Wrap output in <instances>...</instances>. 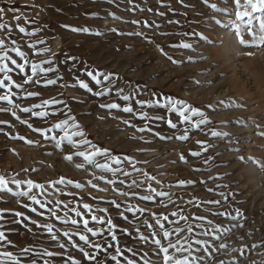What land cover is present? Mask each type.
<instances>
[{"label": "rangeland", "instance_id": "1", "mask_svg": "<svg viewBox=\"0 0 264 264\" xmlns=\"http://www.w3.org/2000/svg\"><path fill=\"white\" fill-rule=\"evenodd\" d=\"M240 5L238 9L235 0H0V7L5 8L0 23L9 24L13 28L12 38L21 45L22 51L25 50V45L43 38L46 44H37V49L50 47L56 53L58 61L75 57L77 67L88 65L114 73L120 78L117 82L119 87L128 84L125 94L132 88L140 90V95L136 96L134 93V99L127 104L133 106L137 113H147L152 118L150 120L141 121L138 116L134 118L131 114L116 110L109 113L100 109V103L117 102L122 107L126 106L125 102L116 97L115 91L111 97L98 98L83 89L61 88L59 83L49 86L48 90H44L42 86L27 89L40 91L44 99L68 98L77 122L84 126L94 143L108 148L114 155L133 154V159L140 161L137 167L156 175L162 185L159 190L170 192L177 206L193 217L205 216V224L207 219H212L213 225L220 229L215 234L219 239L208 252H203L204 264H234L236 261L238 264H264V167H261L264 164V29L261 28L264 6L252 10L250 5H245V0H240ZM148 8L152 11L143 10ZM245 10L250 14L238 20L236 12ZM16 15L25 17L28 21L36 20L37 24H25L24 19L17 22L14 19ZM131 20H146L150 22V26L125 23ZM17 23L28 31L37 26L42 31L35 37H27L19 33L15 27ZM157 24L160 27H156ZM237 24L240 25V35L237 34ZM65 25L68 27H64ZM84 27L89 28L91 33L70 30ZM112 29L116 31L113 32ZM97 32L103 34L95 35ZM121 32H143L145 37L155 39L151 42L143 37L120 35ZM162 32L169 35L162 36ZM241 36L245 41L243 44L240 42ZM0 38H6V43L11 46L6 33L0 31ZM157 44L164 47L167 55L177 62L170 61L156 47ZM171 44H189L190 47L173 49ZM12 55L15 58V54ZM48 58L32 55V60L36 63ZM72 65L73 61H69L67 66L60 65L61 73L69 84L73 80L67 69ZM18 75L14 73V77ZM81 78L86 82L90 80L84 76ZM90 87L94 91L99 90L94 82L90 83ZM15 91L19 93V90ZM61 93L64 95L61 96ZM22 95L24 93H19V96ZM165 97L179 99L198 108L204 113L208 123L199 129L192 128L188 132V140H179L177 137L184 134L190 126L182 123L176 113L160 107L166 102ZM149 99L159 101V104L140 108L135 103L136 100ZM32 102L39 103L40 98L21 102V107H31ZM6 106L4 102H0V107ZM113 116L117 119H113ZM161 116L164 119L156 118ZM64 118L49 117L46 123L41 121V124L50 127ZM21 119H29L31 122L36 118L21 115ZM124 119L132 120L137 128L148 124L153 132H159L161 136L170 139L154 138L148 132L141 134L123 124L121 121ZM168 119L177 124L176 129L168 126ZM198 119L200 117H193V124ZM0 120L6 121L4 125H0V176L9 181L31 179L44 183L47 186L44 194H39V190H36L39 198L70 201L71 207L83 203H90L93 208L110 207L101 200L93 201L94 196L102 197L103 200L124 199L112 190L105 193L87 185L91 178L89 174L94 169L87 165L88 172L77 169L75 164L82 163V158H74L69 162L64 156L70 152L58 149L53 151L51 143L43 146L35 143L29 145L27 139L38 141L41 137L32 133L26 125H21L10 112L0 113ZM213 132L220 135L214 137ZM52 134L61 136L63 132L57 129ZM20 135L25 136L26 140L12 138ZM134 135H144L151 142L145 144L141 140H132ZM196 151L201 153L199 157L191 155ZM182 155L187 163L180 159ZM205 160H208L207 164L204 163ZM97 162L104 163V159L98 157ZM95 171L97 175H111ZM135 175L137 174L134 173ZM61 176L74 182H84L85 187L66 188L64 185L51 183ZM181 179L191 183L181 186ZM93 182L98 183L100 188L109 187L102 181ZM9 187L13 188V193L17 191L14 185L9 184ZM22 190H27L26 186ZM67 192L74 195L68 196ZM190 200L193 201L192 204L188 203ZM213 200H220V204L205 203ZM25 201L26 198L0 192V215L3 216L0 220L3 228L0 230H11L9 239L19 246H30L35 252H43L46 246L49 251L53 250L55 245L47 239V235L41 234L30 222L24 223L32 228V233L26 230L24 223H12L20 219L14 215L17 211L38 219L41 223L52 222L46 219V210L39 209V206H36L38 211H45V216L37 217L35 213L23 208ZM129 202L138 207L151 208L162 215L175 210L171 206L164 209L151 202ZM164 203H168L167 198ZM123 210L122 207L120 211ZM217 212L222 215L214 216ZM59 214L63 215L64 211L60 210ZM69 215L75 218L74 213ZM109 215L117 216L114 208ZM128 215L135 223L131 214ZM232 216H236V220H232ZM55 223L60 226L59 221ZM115 223L128 227V223L122 219H116ZM199 238L209 239L205 236ZM126 241V237H121V244ZM127 242L131 244L130 241ZM219 244L226 247L219 249ZM132 246L137 249V261L143 264L142 257L149 245L141 243ZM193 247L196 248L195 245ZM4 250L0 247V252ZM10 250L18 252L19 249ZM202 251L198 250L193 255H200ZM72 254L79 255L75 252ZM128 255L131 256L130 253ZM34 258L37 264H43L45 259H49ZM144 258L155 259V252H149L148 257Z\"/></svg>", "mask_w": 264, "mask_h": 264}, {"label": "snow or ice", "instance_id": "2", "mask_svg": "<svg viewBox=\"0 0 264 264\" xmlns=\"http://www.w3.org/2000/svg\"><path fill=\"white\" fill-rule=\"evenodd\" d=\"M235 4L238 9L241 7L240 0H235ZM245 5H250L252 10H257L258 7L264 6V0H245ZM33 7L37 6L33 5ZM8 10L14 11L13 9ZM143 10L152 11L151 8ZM4 13L5 8L0 7V20L3 19ZM158 14L161 16L164 15V13ZM249 14L247 10L237 11L236 17L239 20ZM114 18L119 19L118 17ZM14 19L17 22L24 19L25 24H37L36 20L28 21L20 15H16ZM125 23L132 25L142 24L144 27L150 26V22L146 20H131L125 21ZM169 23H179V21H169ZM155 26L160 27L158 24ZM15 27L19 33L27 37H35L37 33L42 31L40 26H37L32 31H28L26 27L21 26L19 23ZM64 27L67 28L68 26L65 25ZM236 28L238 29L237 34L240 35V25L237 24ZM261 28L264 29V20L261 21ZM70 30L72 32L91 33V30L87 27L71 28ZM0 31L7 34V39L11 45L9 46L6 43V38H0V77H2L0 78V93H2L0 94V102H4L7 105L6 107H0V113L8 114L10 112L11 116L15 117L21 125H26L32 133L39 135L41 140L34 141L30 138L26 140L23 135L13 136L12 138L21 141L26 140L29 145L35 143L38 146H43V144L51 143L54 146L53 151L58 149L61 152H70L69 155L64 156V159L69 162H72L74 158H82V163L75 164L77 169L88 172L86 165L94 169L89 174L91 178L87 181V185H90L92 189H97L100 192L106 193L112 190L117 196L124 198L122 201H118L115 198L103 200L102 197L94 196L92 197L93 201L101 200L110 207L93 208L90 203L77 204L75 207H71L70 201L42 200L39 198L36 190H39V194H44L47 187L44 183L34 182L31 179H12L9 181L4 176H0V192L5 194L12 193L14 197L26 198V201L22 204L23 208L28 209L31 213H35L37 217L45 216V211H38L36 206H39V209L46 210V219L52 221L41 223L38 219H32L24 213L17 211L14 215L20 219L14 220L12 223L20 224L25 221L30 222L31 225L41 231V234H46L47 239L55 245V248L51 251L46 246L43 252H35L30 246L22 247L9 239L11 230L8 232L0 230V247L5 249L0 252V264H37V260L34 257H48L49 259H45L43 264H139L136 259L137 249L132 245L141 243L149 245V248L144 251L142 257L143 264H204L203 252H208L219 239V236L215 234L220 229L218 226L213 225L212 219H207V224H205V216L198 215L193 217L183 208L177 206L170 192L159 190L162 188V185L156 175H151L142 168L137 167L140 161L133 159V154L114 155L108 148L94 143L88 137L84 126L77 122L68 98L60 99L53 97L51 99H44L40 91H28L27 89L32 86H42L44 90H48L49 86H56L59 83L61 88L83 89L98 98L111 97L113 91H115L116 97L125 102L126 106L122 107L117 102L100 103V109H105L109 113L116 110L131 114L134 118L138 116L141 121L150 120L152 118L147 113H137L133 106L127 104L128 101L134 99V93L136 96L140 95V90L138 88H132L125 94V88L128 87V84L126 83L124 87H119L117 82L120 78L114 73L91 68L88 65H84L83 68L77 67L75 57H67L64 61H58L56 53L52 52L50 47L37 49V44H46V40L43 38L37 40L35 43L25 45V50L22 51L21 45L17 43L16 39L12 38L13 28L9 24L0 23ZM112 31L115 32L116 29H112ZM102 34L100 32L95 33V35ZM120 35L143 37L151 42H154L155 39L154 37H145L143 32H121ZM160 35L167 36L169 33L162 32ZM240 42L242 44L245 43L242 36ZM156 47L170 61L177 62L173 60V57L167 55L164 47L159 44ZM170 47L173 49L178 47L186 49L190 45L183 44L181 46L171 44ZM12 53L15 54V58ZM32 55H35L37 58L41 56H48L49 58L40 59V62L36 63L32 60ZM69 61H73L72 67L67 69L68 75L73 80L71 84L65 79L64 74L61 73L60 67L61 64L67 66ZM14 73H18L19 75L14 77ZM76 73H80L81 75H76ZM82 76L90 78V80L86 82L85 79L81 78ZM93 82L96 86H99V90L94 91L93 87H90V83ZM15 90H19V93H24V95L19 96V93ZM60 95L63 96L64 94L61 93ZM17 97L19 98L17 99ZM30 98H40V102H32L31 107H21V102L29 101ZM72 99H75V97ZM14 100H16L15 103ZM165 101L160 107L169 112L176 113L182 123L190 126L185 130L184 134L177 137L179 140H188V132L192 128L199 129L202 125L208 123L207 119L204 118V113L198 108L191 107L183 101L171 97H165ZM80 102L77 101V103ZM135 103L140 108H144L150 107L153 104H159V101H153L151 99L148 101L136 100ZM21 115L36 119L30 122L29 119H21ZM59 116L65 118L59 119L57 123L52 124L50 127H45L41 124V121L46 123L49 117L58 118ZM197 116L200 119L196 120L193 124L192 118ZM112 118L117 119L116 116ZM156 118L164 119L162 116ZM121 122L141 134L148 132L154 138L159 137L161 140L170 139V137L161 136L159 132H153L148 124L137 128L132 120L124 119ZM5 123L6 121L0 120V125H4ZM166 123L172 129L177 128V124L173 123L171 119H168ZM57 129L63 132V135L57 136L52 134ZM212 135L216 137L220 133L213 132ZM131 139L141 140L145 144L151 142L145 139L144 135H140L139 137L134 135ZM66 145L70 147H66ZM48 154L51 155L52 153ZM191 155L193 157H199L201 153L196 151L192 152ZM98 157L103 158L104 163L97 162ZM180 159L187 163L183 155ZM144 163H147V161H144ZM204 163L207 164L208 160H205ZM261 167H264V164H261ZM95 170H99V172L105 174L110 173L111 175L110 177L107 175H97ZM24 171L27 170L25 169ZM134 173L137 175L134 176ZM93 181H102L109 187L100 188L99 184ZM51 183L64 185L66 188L68 186H74L76 189H83L85 187L84 182H74L72 179H65L62 176ZM186 183H191V181L179 180L181 186ZM9 184L14 185L17 191L13 193V188L9 187ZM25 186L27 190H22ZM66 194L68 196L74 195L72 192H67ZM166 198L168 203H164ZM130 200H137L138 204L151 202L164 209L171 206L175 210L170 214L162 215L153 211L151 208L138 207L137 204L129 202ZM28 201L31 203L29 204ZM188 203L192 204L193 201L190 200ZM205 203L218 205L220 204V200L206 201ZM122 207L124 210L120 211ZM113 208L117 212L116 217L109 215ZM60 210L64 211L63 215L59 214ZM69 213H74L75 218H72ZM128 214H131L135 223L129 219ZM213 215L220 216L222 213L217 212ZM2 219L3 216L0 215V220ZM116 219L126 221L128 227L118 226L115 223ZM232 220H236V216H232ZM56 221L60 222L59 227L56 225ZM24 227L29 233H32V228L28 227L27 223H24ZM0 228H3V225H0ZM198 229L199 231H197ZM33 235L35 236L36 234L33 233ZM201 236L209 237V239L199 238ZM121 237H126L127 241H130L131 244L127 241L121 244ZM209 241H211V244ZM218 247L219 249H223L226 245L219 244ZM17 248L19 249L18 252L10 250ZM201 249L203 251L200 255H193L194 252ZM152 251L155 252V259L144 258L148 257L149 252ZM72 252L78 253L79 255H73ZM129 253L131 256L128 255ZM21 257H27V259H21ZM234 264H238V261L234 262Z\"/></svg>", "mask_w": 264, "mask_h": 264}]
</instances>
